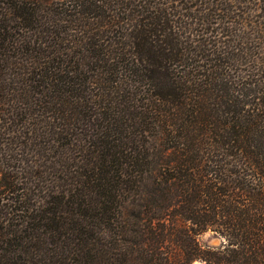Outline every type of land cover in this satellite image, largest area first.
I'll list each match as a JSON object with an SVG mask.
<instances>
[{"label":"trees","instance_id":"obj_1","mask_svg":"<svg viewBox=\"0 0 264 264\" xmlns=\"http://www.w3.org/2000/svg\"><path fill=\"white\" fill-rule=\"evenodd\" d=\"M194 261L264 264V0H0V264Z\"/></svg>","mask_w":264,"mask_h":264},{"label":"rangeland","instance_id":"obj_2","mask_svg":"<svg viewBox=\"0 0 264 264\" xmlns=\"http://www.w3.org/2000/svg\"><path fill=\"white\" fill-rule=\"evenodd\" d=\"M149 144H150L148 146V150H149V154H150L149 155V161H150L149 169L147 170V172L144 175L143 182L141 181V183H140V186H141V184H143V185H145L144 189H148V190L152 188V139L150 140ZM157 158L159 159V155H157ZM143 185L141 188L142 192L140 191V193H139L140 198H142V199H144V196L148 191L147 190L146 192H144ZM129 200H126V203H125V205H127L126 210H125V215L128 216L131 219V221H135L136 215H138V217H139L140 212H138L137 210L133 211V206L131 205V203H128ZM141 209H143V208H141ZM136 221H137V219H136ZM199 241L202 243H208V244H212V245L219 244V240L217 238H214L212 233H210V232H206V233L201 234L199 236ZM192 264H204V263L200 262V261H194Z\"/></svg>","mask_w":264,"mask_h":264}]
</instances>
